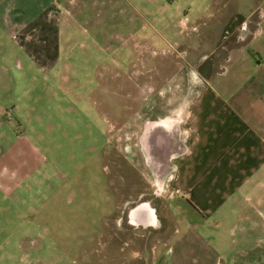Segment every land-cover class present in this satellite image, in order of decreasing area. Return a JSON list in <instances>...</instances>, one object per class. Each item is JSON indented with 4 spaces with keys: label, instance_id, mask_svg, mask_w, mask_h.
<instances>
[{
    "label": "rangeland",
    "instance_id": "1",
    "mask_svg": "<svg viewBox=\"0 0 264 264\" xmlns=\"http://www.w3.org/2000/svg\"><path fill=\"white\" fill-rule=\"evenodd\" d=\"M105 6L98 15L76 16L71 30L45 38L52 46L43 50L31 38L1 36L0 76L19 83L15 94L7 86L19 105L7 116V144H36L47 164L28 190L6 196L0 189V264L166 262L158 230L133 228L126 213L116 228V206L137 201L143 187L128 162L143 123L190 102L192 69L175 59L184 42L174 26L182 16L193 22L195 10L185 8L161 26L153 20L154 31L126 7ZM175 62L183 69L176 79ZM135 160L142 163L141 154ZM156 190L151 183L150 192ZM241 224L240 232L233 224L222 232L231 244L222 264H258L264 257L258 232L249 221Z\"/></svg>",
    "mask_w": 264,
    "mask_h": 264
},
{
    "label": "crops",
    "instance_id": "2",
    "mask_svg": "<svg viewBox=\"0 0 264 264\" xmlns=\"http://www.w3.org/2000/svg\"><path fill=\"white\" fill-rule=\"evenodd\" d=\"M115 4L154 31L153 20L161 26L185 8L195 10L193 22L182 16L174 26L186 47L174 57L189 61L192 69L190 102L143 127L147 144H172L167 134L177 130L182 149L164 175L159 204L155 198L141 204L151 210L153 224L131 223L139 197L127 203L137 206L126 214L128 224L158 230L164 237L159 245L166 247L164 264H222V257L231 255L222 232L231 224L240 232L246 221L264 247V0H0V39L18 34L43 50L52 46L45 38L71 30L76 16L82 20L87 10L98 15L99 7ZM17 81L0 76V189L6 196L38 184L47 164L36 144H7L12 121L7 116L19 106L7 86L15 94ZM156 127L162 133L153 142ZM124 210L116 206V228Z\"/></svg>",
    "mask_w": 264,
    "mask_h": 264
},
{
    "label": "flooded vegetation",
    "instance_id": "3",
    "mask_svg": "<svg viewBox=\"0 0 264 264\" xmlns=\"http://www.w3.org/2000/svg\"><path fill=\"white\" fill-rule=\"evenodd\" d=\"M175 67H176V71H175L176 73L175 75L172 76L174 79H176L177 73L179 72L180 74V71L183 70L181 65L177 64V62H175ZM157 119L148 120V121L153 122V121H156ZM144 123L142 125V128L140 129L139 136H137V144H138L137 146L139 148H138V151H135L136 156L134 155V158L132 156L131 160L130 159L128 160L132 168L137 169L144 179L141 193L139 192L137 196L141 200L139 204L140 206L137 207L134 204L135 206L132 205L130 207H127V204H125V210L126 209L127 210L124 213L127 214L130 211V209L137 207L130 212L131 223L133 225L148 226V225L153 224L152 212L150 209H147L149 211H145L146 205H141V204L146 203L147 202L146 200L148 199L156 198L160 194V192L163 190L162 183H163L164 175H166L168 172L171 171L172 163L175 159V155L177 152H179L182 149V147L180 144L177 143L178 142V137H177L178 131L177 130L173 131L174 135L171 134V132L170 134H167L169 138L168 137L166 138L171 139L172 144H147L149 141V137H148L149 132L146 129H143L145 125ZM160 131H163V130L160 129ZM153 133H155L152 136V139L154 142L156 138L158 137L157 134L161 135L162 132H159V129L156 127V132H152L151 134ZM139 154H141V157L143 160L142 163H140V161L138 160H135ZM151 183H153L157 188L156 192H153V194L150 192Z\"/></svg>",
    "mask_w": 264,
    "mask_h": 264
}]
</instances>
